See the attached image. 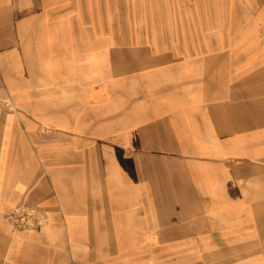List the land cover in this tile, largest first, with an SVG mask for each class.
I'll list each match as a JSON object with an SVG mask.
<instances>
[{
	"label": "rangeland",
	"instance_id": "rangeland-1",
	"mask_svg": "<svg viewBox=\"0 0 264 264\" xmlns=\"http://www.w3.org/2000/svg\"><path fill=\"white\" fill-rule=\"evenodd\" d=\"M221 3L65 1L77 33L63 39L56 59L0 65L3 107L30 108L38 138L61 150L65 167L61 189L51 190L57 231L47 236L46 262L27 255L22 264H262L246 247L205 246L193 229L199 202L222 205L227 191L264 190L235 181L234 155L208 144L200 125L201 108L211 105L202 100L246 89L236 74L247 73L249 55L230 37L228 18L226 26L219 20L229 11V0ZM20 208L46 222L13 226L9 215ZM42 209L14 206L0 215V229H45L51 218ZM8 256L0 264H13Z\"/></svg>",
	"mask_w": 264,
	"mask_h": 264
},
{
	"label": "crops",
	"instance_id": "crops-1",
	"mask_svg": "<svg viewBox=\"0 0 264 264\" xmlns=\"http://www.w3.org/2000/svg\"><path fill=\"white\" fill-rule=\"evenodd\" d=\"M65 1L73 0H0L1 68L19 62L39 64L52 60V55L56 59V54L62 53L63 39H76L78 22L63 14ZM228 7L229 14L221 12L218 17L224 25L228 18L230 37L241 42L249 55L247 73L236 74L241 81L237 85L246 89L243 94L202 100L211 105L201 108L200 125L208 132V144L234 155L237 183L264 184V0H229ZM217 31L226 36V28L218 27ZM9 101L25 103L12 96ZM4 102L6 98L1 96L0 215L14 206L36 203L49 211L51 223L40 231L22 234L0 229V254H8L13 264L24 263L27 255L35 263H45L46 246L52 245L47 236L57 231V207L51 190L53 186L61 189L64 158L59 148L38 138L30 108L14 112L5 109ZM225 199L222 205L199 202L192 210L197 224L193 229L206 241L205 246L220 240L222 246L246 247L247 257H257L253 261L264 264V190H230ZM73 224L69 229L74 232Z\"/></svg>",
	"mask_w": 264,
	"mask_h": 264
},
{
	"label": "built area",
	"instance_id": "built-area-1",
	"mask_svg": "<svg viewBox=\"0 0 264 264\" xmlns=\"http://www.w3.org/2000/svg\"><path fill=\"white\" fill-rule=\"evenodd\" d=\"M11 223L19 229L34 228L42 226L46 222V216L38 211L29 208H20L10 213Z\"/></svg>",
	"mask_w": 264,
	"mask_h": 264
}]
</instances>
